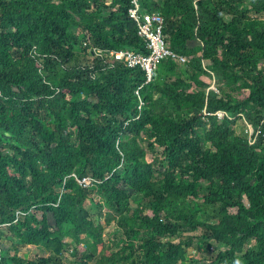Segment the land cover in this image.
Listing matches in <instances>:
<instances>
[{
	"label": "trees",
	"instance_id": "16d2710c",
	"mask_svg": "<svg viewBox=\"0 0 264 264\" xmlns=\"http://www.w3.org/2000/svg\"><path fill=\"white\" fill-rule=\"evenodd\" d=\"M138 1L185 58L149 82L89 50L148 53L131 0H0V264H65L67 250L185 264L189 242L173 238L198 228L224 249L186 264H264V0ZM83 177L123 235L116 250ZM29 246L43 254H19Z\"/></svg>",
	"mask_w": 264,
	"mask_h": 264
},
{
	"label": "rangeland",
	"instance_id": "374dc122",
	"mask_svg": "<svg viewBox=\"0 0 264 264\" xmlns=\"http://www.w3.org/2000/svg\"><path fill=\"white\" fill-rule=\"evenodd\" d=\"M259 16L262 19H264V12L260 13ZM74 32L78 34L79 30L75 28ZM205 80L211 82L210 88H214L212 80L206 77ZM235 129L238 132H242V130H244V132L247 131L249 136L251 135V132L254 133V131L250 132L249 126L245 124L242 121V119L236 122ZM251 130H253L252 126H251ZM86 187L90 188L89 185H86ZM89 191H90L89 192L90 198L89 200L86 201L85 204L88 207L95 221L101 223L104 228V244L108 246L110 249L116 250L121 245L126 244L123 235L120 233L115 223V220L113 219V215L110 213L107 204L103 201L100 194L96 190H93L91 188ZM90 199L92 200V202ZM133 206H135V203H133ZM32 212H34L38 218H41V213L39 211L33 209ZM47 218L49 223L53 226L54 225L53 217L48 214ZM200 218H203L202 214H200ZM201 232H202L201 228H198L196 230L186 231L182 235L173 238L175 241H177L178 239H182L189 242L188 244L185 245V256H186V261L184 262L185 264L187 262H193V261L200 262L203 259L210 258L213 254H215L219 250L224 249V246L222 244L214 240L208 241L207 243L204 242V240H202L201 238ZM81 237H82L81 240L83 241L82 243L87 242V240L89 239L85 234H82ZM66 240L69 241V239ZM19 254H25V256H28L29 258H33L35 256L42 255L43 252L39 250L36 246H29V247H22L19 250ZM81 256H82L81 250H75V251L67 250L64 253V263L80 264V261L83 260ZM121 264H125V263H121Z\"/></svg>",
	"mask_w": 264,
	"mask_h": 264
},
{
	"label": "built area",
	"instance_id": "2783aa9c",
	"mask_svg": "<svg viewBox=\"0 0 264 264\" xmlns=\"http://www.w3.org/2000/svg\"><path fill=\"white\" fill-rule=\"evenodd\" d=\"M132 5L128 9L129 16L136 22L137 32L146 44L148 53L136 52L132 49L123 48H102L91 46L89 50L93 55L98 56L106 64L107 68H111L120 62L128 67H140L145 75V82L151 81L155 74L158 64L167 56L172 57L176 61L183 63L185 58L171 51L167 46L163 37V16L159 12H140L138 0H131ZM144 82V83H145ZM224 112L219 111L218 116L222 117ZM251 130L250 124L246 123ZM252 134V132H251ZM250 143L253 142L251 135ZM83 185H90L91 179L83 177L79 180Z\"/></svg>",
	"mask_w": 264,
	"mask_h": 264
},
{
	"label": "bare ground",
	"instance_id": "6f19581e",
	"mask_svg": "<svg viewBox=\"0 0 264 264\" xmlns=\"http://www.w3.org/2000/svg\"><path fill=\"white\" fill-rule=\"evenodd\" d=\"M134 22H135V21H134ZM129 49H130V48H129ZM254 129H255V128H254ZM151 155H152V153H151ZM149 156H150V155H149ZM140 157H141V156H140ZM146 159H147V158H146ZM139 161H140V160H139ZM143 161H144V160H143ZM143 161H142V163H143ZM148 161H149V160H148ZM148 161H147V162H148ZM143 168H144V167H143ZM92 184H93V183H92ZM171 205H172V204H171ZM173 206H174V205H173ZM171 221H172V220H171ZM193 222H194V221H193ZM177 227H178V226H177ZM183 228H184V227H183ZM187 228H188V227H187ZM187 228H186V229H187ZM166 233H167V232H166ZM173 235H174V234H173ZM196 240H197V239H196ZM193 245H194V244H193ZM194 248H195V246H194ZM188 254H189V253H188ZM174 257H175V255H174ZM178 258H179V257H178ZM188 260H189V259H188ZM74 262H75V261H74ZM74 262H73V263H74ZM167 264H168V263H167ZM169 264H170V263H169Z\"/></svg>",
	"mask_w": 264,
	"mask_h": 264
}]
</instances>
